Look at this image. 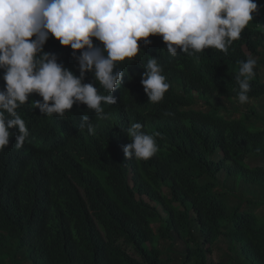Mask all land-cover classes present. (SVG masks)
I'll return each instance as SVG.
<instances>
[{
	"label": "trees",
	"instance_id": "1",
	"mask_svg": "<svg viewBox=\"0 0 264 264\" xmlns=\"http://www.w3.org/2000/svg\"><path fill=\"white\" fill-rule=\"evenodd\" d=\"M256 2L227 54L179 50L170 60L160 37L141 43L133 68L144 73L157 59L168 91L145 106L127 85L107 111L116 123L94 120L92 136L75 129L81 104L54 129L18 110L32 136L29 150L0 156V264H264V0ZM44 51L79 75L70 48L49 38ZM249 54L257 65L242 105L235 77ZM122 112L141 132L160 133L152 158H125L115 141Z\"/></svg>",
	"mask_w": 264,
	"mask_h": 264
},
{
	"label": "clouds",
	"instance_id": "2",
	"mask_svg": "<svg viewBox=\"0 0 264 264\" xmlns=\"http://www.w3.org/2000/svg\"><path fill=\"white\" fill-rule=\"evenodd\" d=\"M258 11L256 0H0V156L5 148L12 156L29 150L31 122L25 124L19 109L34 110L32 116L53 128L63 126L81 104L75 129L92 136L94 120L116 123L111 117L119 116L107 111L118 108V93L127 85L145 106L168 91L157 59L147 60L144 73L141 65L133 68L141 43L160 37L170 60L179 50L187 56L206 49L227 54ZM49 38L71 49L78 76L44 51ZM238 63L237 99L243 105L250 99L257 58L249 54ZM86 74L93 77L89 83L83 82ZM121 115L127 119L118 122L115 141L125 158H152L160 133H143L140 123ZM13 128L18 134L11 139Z\"/></svg>",
	"mask_w": 264,
	"mask_h": 264
},
{
	"label": "rangeland",
	"instance_id": "3",
	"mask_svg": "<svg viewBox=\"0 0 264 264\" xmlns=\"http://www.w3.org/2000/svg\"><path fill=\"white\" fill-rule=\"evenodd\" d=\"M263 102H264V100H263ZM261 111V110H260ZM261 112H263V111H261Z\"/></svg>",
	"mask_w": 264,
	"mask_h": 264
}]
</instances>
